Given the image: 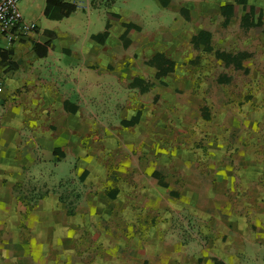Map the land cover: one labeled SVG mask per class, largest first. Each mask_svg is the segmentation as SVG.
<instances>
[{"label":"rangeland","instance_id":"374dc122","mask_svg":"<svg viewBox=\"0 0 264 264\" xmlns=\"http://www.w3.org/2000/svg\"><path fill=\"white\" fill-rule=\"evenodd\" d=\"M115 2L135 9L136 17L131 12L123 21L140 24L151 43L142 48L140 35L127 46L103 44L111 62L87 76L93 99L79 98L76 112L49 124L59 131V151L42 149L35 154L40 161L23 168L0 165V264L264 260V33L243 27L237 15L232 26L214 29L207 51L192 40L194 28H202L195 22L179 37L188 28L156 39L160 28L173 26V6ZM249 3L264 9L262 0ZM44 4L18 1L35 20L34 37L53 24L37 19ZM83 10L61 25L81 21ZM74 27L81 38L85 24ZM216 49L233 59L218 58ZM156 52L178 64L161 80L145 57ZM135 76L153 86L130 87ZM137 108L138 123L121 125Z\"/></svg>","mask_w":264,"mask_h":264},{"label":"crops","instance_id":"0c3cea01","mask_svg":"<svg viewBox=\"0 0 264 264\" xmlns=\"http://www.w3.org/2000/svg\"><path fill=\"white\" fill-rule=\"evenodd\" d=\"M73 1L76 4L75 11L61 19L46 18L43 15L44 4L37 19L39 20L42 16L48 21H53V24H48L42 32L40 28L37 29L35 37L34 34L29 35V33L19 39L0 37V83L2 85L0 92L2 94L0 97V165L6 166L5 170H13L18 166L23 168L40 161L35 154L42 149L44 151L48 149L53 153V149L58 146L55 140L60 136L58 130L50 129L49 124L59 123L61 117L69 115L70 111L65 109V103L68 106L73 103L78 107L82 104L80 99L87 102L92 100L93 98L90 99L86 91L90 89L93 82L90 80L86 82L87 76H91L92 71L98 69L100 63L103 66L111 62L109 53L111 48L98 44L92 36L108 31L115 37H119L125 30L123 18L131 12L135 13V9L119 7L115 0H107L105 9L102 0ZM173 1L175 0H170L165 7L160 6L163 8L173 6L177 12L182 6L189 9L190 26L177 37L191 30L196 19L203 16L211 22V43H213L214 29L222 25L224 19L220 10L221 5L234 2V0H178L179 4H174ZM195 5L197 7H194ZM78 9H84L82 12L85 17L79 16L82 17L81 21L75 18L70 25L67 22L61 25L62 21L76 15ZM20 13L24 22H35L33 19L26 18L22 12ZM107 13L117 14L119 19H108ZM242 14L243 11L239 9L236 15L229 18L228 24L222 26H232L236 16ZM78 22L86 26V30L82 27L81 38L76 34L79 32L74 27ZM92 24L94 27L90 29ZM65 25L66 28L63 29L62 26ZM137 25L138 30L130 29L127 33L129 42L142 33V26ZM44 30L54 33L57 49L48 46L46 54L38 56L33 44L35 42L44 44L47 41L48 35L44 33ZM199 30L200 28L195 27L193 35H196ZM165 31H167L166 28L162 27L155 32L156 39ZM140 41L144 45L142 48L151 43L143 35ZM2 51L5 52L4 58L1 56ZM152 56L145 57L150 59ZM4 87H8L9 94H12L9 101L8 97L3 94ZM77 88H80L79 92ZM48 144H53L52 148L46 147ZM23 147L27 150L29 158H24L21 150ZM30 147L32 152H30ZM30 153L34 155L31 156ZM228 264H243V262L230 260ZM255 264H264V260L255 262Z\"/></svg>","mask_w":264,"mask_h":264},{"label":"trees","instance_id":"16d2710c","mask_svg":"<svg viewBox=\"0 0 264 264\" xmlns=\"http://www.w3.org/2000/svg\"><path fill=\"white\" fill-rule=\"evenodd\" d=\"M160 5L165 7L168 5L170 0H158ZM264 2V0H262ZM76 9V4L74 2L68 0H45V6L43 9V15L49 19H61L63 17L69 16ZM241 9L243 14L241 15L242 25L243 27H253L255 31L259 33H264V28L262 27V15H264V9L249 3V0H234L233 3L223 4L220 7L221 14L224 17L223 25H227L229 22V18L236 15ZM131 17L136 15L134 13L130 14ZM108 19H119V15L113 13H107ZM196 24H202V28L198 31L196 35L192 37L193 42L197 45L202 46L203 49L210 51L211 47V32L209 31V27L207 25L208 20L205 17L200 16L195 21ZM124 32L119 36L115 37L108 31H104L102 33H98L92 36L93 40L98 44H107V43H118L123 46H127L129 43V39L127 38V33L130 29L138 30L139 26L130 21L123 23ZM189 26V9L186 6H182L177 13V16L174 18L173 26L162 33L163 40L173 39V37L178 34L180 31L187 29ZM48 39L44 42V44H40L35 42L33 44L34 50L38 56H42L46 54L47 47H51L57 49L56 38L54 33L49 30H44ZM215 55L218 58H225L227 61H231L233 59V55L227 54L222 50L216 49ZM1 56L5 57V52H1ZM152 65L156 69L155 78L161 80L162 77L167 75L170 72H175V67L178 65L174 60L168 58L162 52H156L147 62ZM13 65V64H11ZM153 86L152 82H149L142 77L135 76L131 82L130 87H139L141 92L148 91ZM69 108L67 103H65V109L70 112H75L77 107L75 105ZM141 116V110L139 108L135 109L133 113H129L127 117L121 120V125L123 126H131L138 123ZM59 151L58 147L53 149V153Z\"/></svg>","mask_w":264,"mask_h":264},{"label":"built area","instance_id":"2783aa9c","mask_svg":"<svg viewBox=\"0 0 264 264\" xmlns=\"http://www.w3.org/2000/svg\"><path fill=\"white\" fill-rule=\"evenodd\" d=\"M19 0H0V37L19 39L36 28L34 22H24L18 8ZM2 85L0 83V92Z\"/></svg>","mask_w":264,"mask_h":264}]
</instances>
